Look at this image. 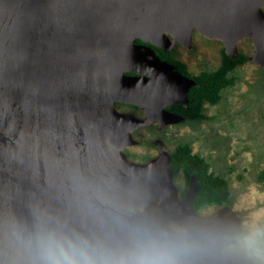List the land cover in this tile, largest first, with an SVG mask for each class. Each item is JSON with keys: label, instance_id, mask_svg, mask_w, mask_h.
<instances>
[{"label": "water", "instance_id": "water-1", "mask_svg": "<svg viewBox=\"0 0 264 264\" xmlns=\"http://www.w3.org/2000/svg\"><path fill=\"white\" fill-rule=\"evenodd\" d=\"M194 29L231 57L250 38L249 59L264 69V0H0V264L13 225L106 239L144 221L204 243L193 264H252L227 248L242 231L229 206L199 215L194 175L180 196L160 138L146 162L124 152L136 129L184 120L165 108L195 82L150 45L190 47Z\"/></svg>", "mask_w": 264, "mask_h": 264}, {"label": "rangeland", "instance_id": "rangeland-1", "mask_svg": "<svg viewBox=\"0 0 264 264\" xmlns=\"http://www.w3.org/2000/svg\"><path fill=\"white\" fill-rule=\"evenodd\" d=\"M172 48L173 56L195 76L221 65L224 43L194 32L190 47L176 43ZM237 51L248 58L228 72L233 83L221 89L217 103L202 105L204 118L167 124L160 131L140 127L133 132L138 143L124 148L130 159L146 162L159 153L154 140L160 138L170 154L178 145L188 143L191 154L204 158L208 171L227 182L229 200L205 205L196 212L208 215L227 205L240 217L242 231L226 237L227 246L235 245L253 225L264 226V181L257 179L264 169V69L249 59L254 52L250 38L239 41ZM116 107L141 116L139 109L129 105L117 103ZM174 183L182 196L188 181L181 169Z\"/></svg>", "mask_w": 264, "mask_h": 264}, {"label": "clouds", "instance_id": "clouds-1", "mask_svg": "<svg viewBox=\"0 0 264 264\" xmlns=\"http://www.w3.org/2000/svg\"><path fill=\"white\" fill-rule=\"evenodd\" d=\"M227 247L264 264V226L253 225ZM204 249L187 229L151 221L122 224L119 238L106 239L42 224L32 231L13 225L4 241L5 264H193Z\"/></svg>", "mask_w": 264, "mask_h": 264}, {"label": "trees", "instance_id": "trees-1", "mask_svg": "<svg viewBox=\"0 0 264 264\" xmlns=\"http://www.w3.org/2000/svg\"><path fill=\"white\" fill-rule=\"evenodd\" d=\"M157 51L159 54H162V52L164 55L168 54L169 61H172L178 69L186 71L184 63L173 60L169 53H165L160 48ZM247 58L243 53H239L236 57H231L223 50L221 65L216 70L202 71L198 75L192 76L196 85L191 87L187 93L188 102L185 105L177 106L181 107V111L178 112L186 118L185 120H200L204 118L202 105L205 102L210 104L217 103L221 89L233 83V78L228 75V72L237 65L244 63ZM169 167L173 177L180 169L184 172L187 181H189L191 175L195 176L198 183L197 193L193 198L195 211L205 205H222L228 202L229 189L225 179L209 172V163L204 158L191 154V148L188 143L178 145L171 152ZM257 179L264 181V169L259 173ZM184 193L185 191L182 192L183 195Z\"/></svg>", "mask_w": 264, "mask_h": 264}, {"label": "flooded vegetation", "instance_id": "flooded-vegetation-1", "mask_svg": "<svg viewBox=\"0 0 264 264\" xmlns=\"http://www.w3.org/2000/svg\"><path fill=\"white\" fill-rule=\"evenodd\" d=\"M194 32H197L195 29H194V31L192 32V34H191V41H192V37H193V33ZM198 33V32H197ZM200 34V33H199ZM202 35V34H201ZM204 36V35H203ZM205 37V36H204ZM207 38V37H206ZM214 39V38H213ZM219 40V39H218ZM135 43H137V44H145V45H150L149 43H144V42H142L140 39H135ZM176 43H179V42H176ZM175 43V44H176ZM174 44V45H175ZM180 45H182L181 43H179ZM173 45V46H174ZM151 47H152V49L154 50V52H155V54H156V56L160 59V60H162V61H167L168 63H170V64H172V65H174V67H175V69L179 72V73H181L182 75H184V76H188V77H190V78H192L193 79V75L192 74H190L188 71H182L181 69H178L177 68V66L172 62V61H169V58H168V54L167 55H164L163 54V52H162V54L160 53H157L158 51H157V49H162L165 53L167 52V53H169L170 55H171V58L173 59V60H177V61H179L176 57H174L173 56V48H171L170 50H164L163 48H161V47H156V46H153V45H150ZM184 46V45H183ZM148 58H150V56L148 57ZM181 62V61H180ZM127 74H130V75H138L139 73L138 72H136V71H131V72H127ZM194 80V79H193ZM195 82V81H194ZM194 85H196V82H195V84ZM193 85V86H194ZM193 86H191V87H193ZM190 87V88H191ZM190 88L188 89V91L190 90ZM188 91H187V93H188ZM180 97V95L179 94H177L176 95V98L178 99ZM186 97H187V95H186ZM175 99V98H174ZM188 102V99H187V101L186 102H179V101H176V102H173V103H171V104H168L167 105V107L165 108L167 111H169V112H173V113H175V114H178V115H180V116H183L182 114H180L178 111H181V107L179 108V107H177L178 105H185L186 103ZM118 104H122V105H129V106H131V107H133V108H135V109H139L140 111H141V116L139 115H136V116H138V117H144V113H143V111H142V109L141 108H138L137 106H135V105H130V104H124V103H120V102H117ZM116 103V104H117ZM116 104H115V106H116ZM116 109H117V107H116ZM123 112H128V111H123ZM134 114V113H133ZM184 117V116H183ZM186 118L184 117V120H185ZM154 122H157V123H154ZM150 126H147V127H145V128H151V129H154V130H157V131H160V130H162L163 128H164V126L163 127H161V128H158V123H159V121L158 120H155ZM153 127V128H152ZM156 139H158V138H156ZM154 144H155V140H154ZM155 146L159 149V151H160V147L159 146H157L156 144H155ZM162 148H164V142H163V147Z\"/></svg>", "mask_w": 264, "mask_h": 264}]
</instances>
